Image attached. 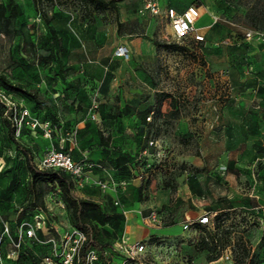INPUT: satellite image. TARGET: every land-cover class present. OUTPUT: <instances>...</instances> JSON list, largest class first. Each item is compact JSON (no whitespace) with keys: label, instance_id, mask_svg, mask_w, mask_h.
<instances>
[{"label":"rangeland","instance_id":"374dc122","mask_svg":"<svg viewBox=\"0 0 264 264\" xmlns=\"http://www.w3.org/2000/svg\"><path fill=\"white\" fill-rule=\"evenodd\" d=\"M36 1L38 8L33 0H0V74L35 94L36 101L6 93L1 86L0 91L39 120L50 119L57 125L51 137L29 127L15 134L31 149L34 162L50 149H63L77 161L97 165L85 173L82 182L91 189L89 197H101L103 191L97 183L106 179L108 167L100 159L116 156L111 147L126 151L123 156L129 159V165L120 169L121 179L132 178L135 171L136 185L147 188L157 172L170 171L167 142L160 139L154 117L146 119L149 110L158 106V94L176 99L175 118L187 122L181 140L186 145L206 130L204 122L210 111L219 115L226 106H239L237 100H250L251 81L259 80V89L264 88V41L248 40L244 35L249 29L264 32V21L250 25V10L256 0H168L178 9L203 4L208 13L195 23L205 36L201 43L190 38L177 43L154 32L144 34L151 16L137 12L142 0H122L117 12L110 8L93 11L82 0ZM210 15L216 22L204 29L212 23ZM157 24L160 28V20ZM154 42H174L183 50ZM127 44L129 59L115 56L116 47ZM159 100L172 102L171 98ZM149 139L161 141L162 150L149 146ZM159 151L161 163L157 162ZM192 154L191 165H180L181 175L203 165L195 148ZM208 155L210 152L204 157ZM23 159L6 140L0 123V264H45L46 257L58 262L64 235L75 228L72 210L58 188L49 183H44V208L27 204L29 175ZM213 164H204L210 182L205 200L200 195L180 202L176 188L171 187L174 212L164 221L160 234L144 242L147 264H234L237 239H249L250 254L264 264V157L250 162L233 160L236 176L231 177L227 168L214 171ZM130 185L135 184L132 181ZM124 190L118 188L115 194ZM119 200V211L131 206H123ZM186 212L185 221L192 224L184 230L181 224ZM204 213L209 223L200 224L198 219ZM115 226L105 225L114 235L111 239L122 234V218ZM26 228L32 230L31 236ZM100 255L104 262L115 264L117 254L109 248Z\"/></svg>","mask_w":264,"mask_h":264},{"label":"crops","instance_id":"0c3cea01","mask_svg":"<svg viewBox=\"0 0 264 264\" xmlns=\"http://www.w3.org/2000/svg\"><path fill=\"white\" fill-rule=\"evenodd\" d=\"M161 5L163 7H174L168 0H165V3H161ZM187 6L182 9L175 8L178 11H182ZM200 11L201 16L208 13L203 5L200 6ZM210 16L212 18V23L204 29H208L215 23L214 16ZM150 20L144 34H152V32H154L158 36V19L150 17ZM136 44L139 45L140 42L136 41ZM124 46H126L130 52V45L127 44ZM258 81H251L253 84L250 96H248L250 100H237L239 106H226L219 115L212 114L210 111L208 113L209 118L204 122L206 130H204L202 135L198 138H190V143L186 145H184L185 141L182 143L181 140L183 139L182 134L186 131L187 122H185L184 118H169L166 113L172 109L171 102H167V100L162 103L160 102L156 107L154 125L161 131L160 139L167 142V147L169 148L168 163L172 164L170 171L167 174L157 172L147 188L142 185H136L138 184V177L134 176L135 171H132V178L121 179L120 169L129 165V159L127 155L123 156L122 152L126 151H122L119 147H111V150L116 156L111 158L106 156L100 159L101 163L108 167L107 169L105 168V173L107 174L105 175V180L110 178L113 179L112 177H114L115 181H126L127 184L123 188L126 190L121 194L119 193V195L108 190L101 192L100 198H93L89 197L92 194L91 189L88 185L83 183L81 185H76L74 191L75 195L98 202L104 211L109 214L113 212V209L118 212L122 211V209L119 211L120 208H114L112 205L113 197L117 196L121 198V204L123 202V206L124 203L131 205L126 209L125 214L120 212L123 215L122 234L128 235L132 240L142 242H146L154 236H158L161 231V226L164 225V221L168 220L170 214L174 212L172 207L174 199L170 193L171 187L176 188L177 196L181 198L180 202L188 200L190 197H200V195H203V199L205 200L204 191L210 183H208V176L205 173L206 165L204 164L206 161L214 163L212 168L214 167V171L217 170L216 172H219L221 168H224L223 171H225L227 168V175L231 177L236 176V172L232 171L234 169L231 166L233 160L238 162H250L253 159H261L264 157V88L259 89L262 83ZM185 148L187 150H185ZM194 148L199 152L203 160V165L196 171H192L187 175H181L179 172L180 165L183 162L191 165L194 161L192 158V151H194ZM206 152H210L207 159L204 157ZM73 159L75 160L74 157ZM228 160H230L231 163H229L228 166L226 164L223 165ZM192 175L194 177L191 180L192 183H190L189 177ZM132 181L135 184L133 186L130 185ZM146 195L149 196L148 200H142ZM106 202H110L112 206ZM138 210H141V214ZM150 210L158 212L159 217L158 220L155 221L156 225L145 223L143 219ZM184 216L185 221L189 215H187L186 212ZM173 220L177 222L176 218ZM168 228L169 227H164L163 229ZM117 261L118 258L115 262Z\"/></svg>","mask_w":264,"mask_h":264},{"label":"built area","instance_id":"2783aa9c","mask_svg":"<svg viewBox=\"0 0 264 264\" xmlns=\"http://www.w3.org/2000/svg\"><path fill=\"white\" fill-rule=\"evenodd\" d=\"M51 3L56 4L58 0H49ZM137 12L140 15H149L160 20L161 26L158 28V34L162 39L166 41L181 42L185 39H191L194 42L201 43L205 40L204 33L197 27H195L196 21L201 16L200 7L195 4H189L182 11H178L172 6H162L161 0H142L141 6L138 8ZM214 22L216 18L214 17ZM165 23V26L163 25ZM246 39L264 41V32L247 30L245 32ZM115 56L123 58L125 60L129 59L130 53L129 49L124 45H119L115 49ZM0 103L11 115L15 126V134L18 136L24 127H29L32 131H41L44 137H51L56 131V125L50 120H39L37 117L31 115L29 111L21 106L15 105L10 96L3 91H0ZM154 111H151L146 118L148 121L152 119ZM148 145L154 147L155 149L162 150L163 143L158 141V139H149ZM145 153V150L143 151ZM159 156L158 163H161L163 156L160 155V151L157 152ZM36 165L41 168H50L54 170H63L69 173L75 180L76 185H81L84 181L85 173L91 170L95 166V163L84 161V160H74L71 155L63 149H50L47 151ZM126 181H115L113 179H107L98 181L97 185L100 190L105 192L108 190L117 193L118 188H124L126 186ZM113 203L119 206V197H113ZM141 214V210H138ZM122 213L125 214L126 210L122 209ZM158 212L154 210L148 211V214L143 217L145 223L155 224L158 220ZM42 222L44 219L39 218ZM37 222L40 224L41 221ZM198 222L200 224L209 223V216L204 213L199 217ZM192 223L185 221L182 223L181 228L187 230ZM156 225V224H155ZM39 229L40 226L37 225ZM26 233L31 236L33 234L30 228H26ZM86 235L74 228L68 235H64L65 245L62 253L59 255V261L54 262L53 257H46L45 264H105L99 252L94 248H88L83 256L80 255L81 246L86 240ZM113 249L119 255L118 261L115 264H147L146 261V245L142 241L132 240L126 234H122L114 243Z\"/></svg>","mask_w":264,"mask_h":264},{"label":"trees","instance_id":"16d2710c","mask_svg":"<svg viewBox=\"0 0 264 264\" xmlns=\"http://www.w3.org/2000/svg\"><path fill=\"white\" fill-rule=\"evenodd\" d=\"M120 1L122 0H82V2H84L87 6H90L93 11H102L110 8L115 10L116 12L118 11V3ZM33 2L35 7L38 8L37 1L33 0ZM243 4H245V2H243ZM197 6L200 7V5ZM250 11L251 17H249V20L251 26H253L254 21H264V1L256 0L252 5ZM45 22L49 23V19L46 18ZM118 26H121V23H118ZM50 30H54V28L50 26ZM154 43L156 46H162L171 50H183L182 46L174 42ZM0 86L6 89V93H19L24 97L32 100L33 102L36 101L35 94L30 91H27L20 85L11 83L5 78V76L1 74ZM157 96H161L160 98H171L172 110L167 114V116L169 118H175L177 105L176 99L167 93H161ZM157 100L159 104V98ZM151 111H154L153 117H155L156 110L151 109L149 110L146 118L148 117ZM98 113L100 116H103L101 110H99ZM50 121L55 124L54 121ZM0 123L2 124V128L4 129L6 140L9 143L13 144L15 148L20 151L24 158V166L29 175V179L26 183V190H28L29 193L26 198L27 204L34 207L39 205L41 208H44V183H49L56 186L59 190L63 202L69 209L72 210L74 218V227L82 231L87 237L81 246L80 255L83 256L85 251L91 247L96 249L99 254L104 252L106 248H109L110 251L115 252V250L113 249V245L122 234L118 235L116 238L111 239V236L114 235L109 234V231L105 228V225L115 226V222L122 218V216L120 215L121 213H118L114 209L112 210L113 212L109 214L108 212L104 211V209L98 202L92 199L81 198L76 196L74 193L76 182L69 173L60 169L54 170L50 168H39L36 165V162L33 161L31 149L27 145H24L23 143L18 141V138L15 135V126L11 115L6 112V109L4 108L2 103H0ZM112 205L114 208H118L114 205L113 202ZM105 236L108 237V239H105ZM233 247L234 264H261L260 259L250 254L251 245L249 239H237L236 243L233 244ZM115 253L117 254V252ZM118 257L119 255L117 254V258ZM104 263L109 264V262Z\"/></svg>","mask_w":264,"mask_h":264}]
</instances>
